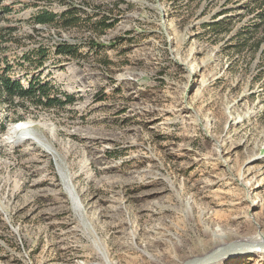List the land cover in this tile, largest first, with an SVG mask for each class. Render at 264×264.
I'll use <instances>...</instances> for the list:
<instances>
[{
  "label": "rangeland",
  "instance_id": "1",
  "mask_svg": "<svg viewBox=\"0 0 264 264\" xmlns=\"http://www.w3.org/2000/svg\"><path fill=\"white\" fill-rule=\"evenodd\" d=\"M67 8L74 25L32 22ZM257 12L254 0H0L13 77L40 72L74 98L0 99V264H181L264 237V41L235 35ZM100 15L111 25L95 29ZM20 120L52 151L6 139Z\"/></svg>",
  "mask_w": 264,
  "mask_h": 264
},
{
  "label": "trees",
  "instance_id": "2",
  "mask_svg": "<svg viewBox=\"0 0 264 264\" xmlns=\"http://www.w3.org/2000/svg\"><path fill=\"white\" fill-rule=\"evenodd\" d=\"M259 12L254 16V21L249 25L250 28L237 29L235 35L240 36L242 45H248L249 36L257 30L260 32L261 39L264 41V0H254ZM75 11L72 8H67L63 12L56 14L47 9L36 11L32 15V22L35 24H60L63 26L74 25L76 19ZM93 15H96L93 14ZM91 20V18H88ZM107 17L100 15L89 23L96 28H103L111 25V21H106ZM214 26H220L221 22L216 21ZM246 31V32H244ZM75 47L65 42H58L55 45V53L61 55H71L75 51ZM34 56L37 59L35 66H42L43 59H45V51L41 46L32 49ZM23 59H27L25 52L22 54ZM30 61V60H28ZM30 64V62H29ZM31 74L23 85L22 82L14 78L12 75V65L5 59H0V99L8 106L12 104L15 97L20 101H29L34 105H43L44 107H55L66 102H71L74 98L72 93L55 85L50 79H40L39 75ZM21 114H16V118H20ZM4 128L2 124L1 129Z\"/></svg>",
  "mask_w": 264,
  "mask_h": 264
},
{
  "label": "water",
  "instance_id": "3",
  "mask_svg": "<svg viewBox=\"0 0 264 264\" xmlns=\"http://www.w3.org/2000/svg\"><path fill=\"white\" fill-rule=\"evenodd\" d=\"M264 253L263 240L237 239L220 244L209 252L185 259L181 264H212L220 259L230 256L250 255L252 253Z\"/></svg>",
  "mask_w": 264,
  "mask_h": 264
},
{
  "label": "bare ground",
  "instance_id": "4",
  "mask_svg": "<svg viewBox=\"0 0 264 264\" xmlns=\"http://www.w3.org/2000/svg\"><path fill=\"white\" fill-rule=\"evenodd\" d=\"M25 138L31 139L32 141L38 143L40 146L44 147L45 149L52 151L51 147L47 144L46 141L42 139L40 135L30 130L28 123L26 121H16L10 124L8 126L6 131V139H11L12 143H17ZM264 233V232H263ZM220 234L222 238H224L226 235ZM262 236V235H261ZM259 235H251L246 237L245 239L249 240H263L264 237H261Z\"/></svg>",
  "mask_w": 264,
  "mask_h": 264
}]
</instances>
